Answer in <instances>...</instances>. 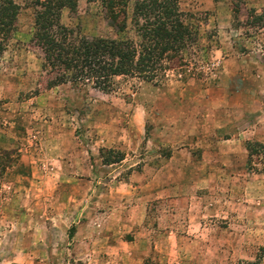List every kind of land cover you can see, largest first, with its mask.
<instances>
[{"label": "rangeland", "instance_id": "rangeland-1", "mask_svg": "<svg viewBox=\"0 0 264 264\" xmlns=\"http://www.w3.org/2000/svg\"><path fill=\"white\" fill-rule=\"evenodd\" d=\"M13 1L0 264H264V143L252 138L264 139V0H177L196 31L179 64L107 92L48 86L33 7ZM74 4L60 22L77 33L136 39L128 22L116 33L101 0ZM107 149L120 160L105 162Z\"/></svg>", "mask_w": 264, "mask_h": 264}, {"label": "trees", "instance_id": "trees-1", "mask_svg": "<svg viewBox=\"0 0 264 264\" xmlns=\"http://www.w3.org/2000/svg\"><path fill=\"white\" fill-rule=\"evenodd\" d=\"M101 0L104 17L116 33L131 25V37H87L60 22L63 7L74 10V0H30L33 27L30 41L41 51V68L50 76L46 84L84 82L107 92L117 77L153 81L164 69L177 66L182 50L195 41L196 31L184 22L177 0ZM19 5L0 0V50L11 31ZM253 13V11H252ZM259 21L262 16L254 15ZM261 144H248V150ZM249 151V153H250ZM106 150L105 162L120 160ZM109 156V157H108ZM113 158V159H112Z\"/></svg>", "mask_w": 264, "mask_h": 264}, {"label": "crops", "instance_id": "crops-1", "mask_svg": "<svg viewBox=\"0 0 264 264\" xmlns=\"http://www.w3.org/2000/svg\"><path fill=\"white\" fill-rule=\"evenodd\" d=\"M254 134V133H253ZM253 137L252 138H254L255 140H257L258 142H262V143H264V139H261V137H260V134H259V131H257V133L256 134H254V135H252ZM259 137H260V139H259ZM227 141L228 140V138H226V139H224V141ZM242 156H244L245 157V153L243 152L242 153ZM242 159H243V157H241Z\"/></svg>", "mask_w": 264, "mask_h": 264}]
</instances>
